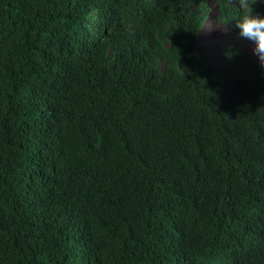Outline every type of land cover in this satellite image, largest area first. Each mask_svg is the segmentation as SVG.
<instances>
[{"label": "trees", "instance_id": "16d2710c", "mask_svg": "<svg viewBox=\"0 0 264 264\" xmlns=\"http://www.w3.org/2000/svg\"><path fill=\"white\" fill-rule=\"evenodd\" d=\"M209 13L0 0V264H264V68L210 67Z\"/></svg>", "mask_w": 264, "mask_h": 264}, {"label": "rangeland", "instance_id": "374dc122", "mask_svg": "<svg viewBox=\"0 0 264 264\" xmlns=\"http://www.w3.org/2000/svg\"><path fill=\"white\" fill-rule=\"evenodd\" d=\"M208 5L210 13L200 29L199 48L203 60L210 67L229 74L244 72L249 63L259 64L252 51L253 42L240 37L238 29L220 21L217 29L209 30L208 24L219 20L215 0H208Z\"/></svg>", "mask_w": 264, "mask_h": 264}, {"label": "clouds", "instance_id": "9594fccd", "mask_svg": "<svg viewBox=\"0 0 264 264\" xmlns=\"http://www.w3.org/2000/svg\"><path fill=\"white\" fill-rule=\"evenodd\" d=\"M258 0H234L239 6V14L232 20L238 29V35L253 42V54L257 57L260 67L264 68V15L257 12L253 5ZM264 3V0H259ZM220 21L208 24L209 30L217 29Z\"/></svg>", "mask_w": 264, "mask_h": 264}]
</instances>
